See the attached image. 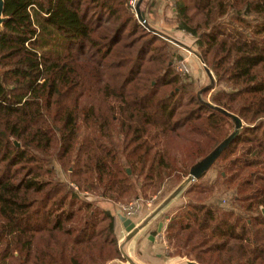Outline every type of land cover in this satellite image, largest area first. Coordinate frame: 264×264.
Here are the masks:
<instances>
[{
	"label": "trees",
	"instance_id": "16d2710c",
	"mask_svg": "<svg viewBox=\"0 0 264 264\" xmlns=\"http://www.w3.org/2000/svg\"><path fill=\"white\" fill-rule=\"evenodd\" d=\"M128 1L3 0L0 264H115V220L82 193L126 203L180 185L231 116L243 127L213 164L227 204L218 183H189L165 241L199 264H264V0H170L215 90L176 71Z\"/></svg>",
	"mask_w": 264,
	"mask_h": 264
},
{
	"label": "rangeland",
	"instance_id": "374dc122",
	"mask_svg": "<svg viewBox=\"0 0 264 264\" xmlns=\"http://www.w3.org/2000/svg\"><path fill=\"white\" fill-rule=\"evenodd\" d=\"M127 8L129 13L133 15L134 18H136V16L133 13H131L128 6ZM142 8L146 12L145 15L147 20H145L144 17L143 20L146 22L147 27L161 34L164 38L169 39L168 42L170 43L173 52H175L176 54L179 53L186 54L185 51L187 50L192 52L196 51L194 40L192 39L190 34L183 32L184 36L179 38L176 37L174 34L167 32L163 28L162 29L160 28L161 25L158 23V20H160L161 17H163L164 20L169 19L170 23L172 25L174 24L172 22L173 10H172V3L170 0H144L143 4L140 7V11H143ZM160 10L163 11V14L161 16L159 13ZM173 26L175 27V24ZM186 40H187V47L185 46L186 44H183L186 43ZM184 77H190L193 80H195V88L197 90L207 86L208 87L213 86V90H215L216 87L217 89L219 88L218 85L215 83V78L213 77L211 72H209L207 69H204L201 63H200V69L198 70V73L194 77L191 72H189V74H186ZM202 98H204L207 101L209 99V95H206ZM233 133L234 132H232L229 135V137ZM229 137L225 139L223 142H221L220 145H222L223 143H227ZM212 153L213 152H211L207 157H205L204 159H202L200 162H198L196 165L192 167L189 175L191 174L190 176H196V178L189 183L196 181L197 183L200 184L214 183V185H216L218 183L219 185H217L214 188V193H215L214 195L220 196L222 201L223 199L227 200L226 196L221 195L220 193L222 192L224 187L220 184L221 182L218 181L217 179L218 171L216 168L213 167L216 157L214 158L215 155L213 156ZM127 171L129 172V169H127ZM185 179L183 180V182L185 181ZM182 183H180V185L175 187H172L171 185L168 186L164 185L154 195L150 194L147 197H143L142 195H140V198L138 199L133 198L127 201L126 203H114L113 201L107 199H101L86 192L82 193L81 198L83 200L94 203L95 207L103 211H107L113 216L115 220L114 235L118 242V247L119 249L120 246L122 247V249H120L121 254L122 253H124L125 255L128 254L133 264H182L188 261V259L186 257H180L178 255H175L174 248L168 245V243L165 241V235H164L165 226L168 222L166 217L173 216L178 211V209L182 205H184L186 201L189 200L187 196H183V191H182L183 189H181L173 199H171L166 205H164L167 199L179 189ZM135 200H138V208L137 211L132 216V221L135 223L136 226L140 225L145 219L150 217L156 211H158V213L151 220L153 221V225H149V227L146 226L143 230H140L131 239L127 241L126 237L129 234H127L124 228L122 227L118 219V215L121 212H123V207L131 203H134ZM223 202L224 205L227 204L225 203V201ZM157 222L162 223V227L160 230L162 236H159L160 234L157 231H155ZM150 237H153V239H151ZM121 257L122 258L114 260L111 263L129 264L123 258V256Z\"/></svg>",
	"mask_w": 264,
	"mask_h": 264
},
{
	"label": "water",
	"instance_id": "95a60500",
	"mask_svg": "<svg viewBox=\"0 0 264 264\" xmlns=\"http://www.w3.org/2000/svg\"><path fill=\"white\" fill-rule=\"evenodd\" d=\"M142 0H138V3H137V7H136V16H137V19L138 21L140 22H143V17H144V13H142V11H140V4H141ZM2 11H3V0H0V28H1V25L3 23V17H2ZM232 117V120L234 122V128H235V131L234 133L229 137V140L227 141V143L237 134V132L243 127V123L242 121L237 118L236 116H231ZM13 143L15 144L16 147H19V143H17L15 140H12ZM227 143H223L222 145H219L215 151H213V156L214 158L218 156V154L221 152V150L226 146ZM217 152V153H216ZM191 175V174H190ZM187 177L185 179V181L181 184V186L179 187V189L174 192L168 199L167 201L164 203V205H166L171 199H173L179 192V190L183 189L189 182L193 181V179L196 178V176H190ZM158 213V211H156L154 214H152L142 225L140 226H136L135 223L129 219V218H126L122 215H118V219L122 225V227L124 228L125 232L127 234H129L126 238V240L128 241L129 239H131L140 229H142L144 226H146L148 224V222ZM263 213H264V210H263ZM158 230L157 232L160 233L161 231V227H162V223L160 222L159 225H158ZM151 239H153V237H150ZM120 249H122V247L120 246ZM122 256L123 258L129 263V264H133L132 260L127 256L125 255L124 253H122ZM182 264H199L195 261H191V260H188L186 261L185 263H182Z\"/></svg>",
	"mask_w": 264,
	"mask_h": 264
},
{
	"label": "crops",
	"instance_id": "0c3cea01",
	"mask_svg": "<svg viewBox=\"0 0 264 264\" xmlns=\"http://www.w3.org/2000/svg\"><path fill=\"white\" fill-rule=\"evenodd\" d=\"M141 7V6H140ZM142 12L144 13L145 15V10L142 8ZM160 13V16L163 14V11H159ZM144 19H146V15L144 16ZM162 19V20H161ZM160 20H158V23L161 25V29L163 28L164 30H166L167 32H170L171 34H174L176 37H183V32H180L178 31L169 21V19L167 20H164L163 17H161ZM164 21V22H163ZM190 42V40H189ZM183 44H186L185 46L187 47V40H186V43H183ZM186 54L184 53H179V56H180V59H184L188 68H189V71L192 73L193 77L198 73V70L200 69V61L199 59L195 56V54L192 52V51H185ZM148 219V218H147ZM145 219V220H147ZM144 220V221H145ZM140 223V222H139ZM149 225H153V221L149 222L147 224V227H149ZM143 230V229H142ZM127 244V242H126ZM128 257L129 255L126 254Z\"/></svg>",
	"mask_w": 264,
	"mask_h": 264
},
{
	"label": "built area",
	"instance_id": "2783aa9c",
	"mask_svg": "<svg viewBox=\"0 0 264 264\" xmlns=\"http://www.w3.org/2000/svg\"><path fill=\"white\" fill-rule=\"evenodd\" d=\"M137 3H138V0H129L127 3L129 10L135 16H136ZM136 18H137V16H136ZM139 23L142 24V22H140V21H139ZM201 65H202V67H204L203 64H201ZM176 71L180 74H183V75L189 74L190 71H189V68H188L184 59H179L176 62ZM137 208H138V200H135L134 203H131V204L123 207V212H121L119 215H123L124 217L132 220V216L137 211ZM159 234H160L159 236H162L161 232Z\"/></svg>",
	"mask_w": 264,
	"mask_h": 264
},
{
	"label": "flooded vegetation",
	"instance_id": "af4514ba",
	"mask_svg": "<svg viewBox=\"0 0 264 264\" xmlns=\"http://www.w3.org/2000/svg\"><path fill=\"white\" fill-rule=\"evenodd\" d=\"M148 218H149V217H148ZM153 218H154V217H153ZM151 220H152V219H151ZM151 220H150V221H151ZM145 221H146V220H145ZM145 221H143L140 225H142ZM150 221H149V222H150ZM149 222H148V223H149ZM140 225H137V226H140ZM158 225H159V223L157 222V223H156L155 231L158 230V227H159ZM146 226H147V225H146ZM146 226H144L142 229H144ZM142 229H140V230H142ZM140 230H139V231H140ZM139 231H138V232H139ZM138 232H137V233H138Z\"/></svg>",
	"mask_w": 264,
	"mask_h": 264
}]
</instances>
